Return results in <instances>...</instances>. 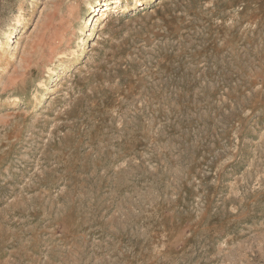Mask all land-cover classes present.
<instances>
[{"label": "rangeland", "instance_id": "obj_1", "mask_svg": "<svg viewBox=\"0 0 264 264\" xmlns=\"http://www.w3.org/2000/svg\"><path fill=\"white\" fill-rule=\"evenodd\" d=\"M90 1L0 0V264H264V0Z\"/></svg>", "mask_w": 264, "mask_h": 264}, {"label": "bare ground", "instance_id": "obj_2", "mask_svg": "<svg viewBox=\"0 0 264 264\" xmlns=\"http://www.w3.org/2000/svg\"><path fill=\"white\" fill-rule=\"evenodd\" d=\"M126 2V6L128 5V1L129 0H125ZM100 2V0H92V1H90V6H89V10H91V12H93V11H96L98 8V3ZM120 2H122V0H106V2L103 4V13H102V15H104V14H107V12L109 11V10H111V8L112 7H110V5H112V4H119ZM96 3V4H95ZM98 20V19H97ZM88 22L89 21H87L86 22V26L88 25ZM84 30H85V28L83 29V32H84ZM12 33H13V30H10L9 32H7V37H8V40L11 38V35H12ZM83 41H85V39L83 38ZM47 84V83H46Z\"/></svg>", "mask_w": 264, "mask_h": 264}]
</instances>
